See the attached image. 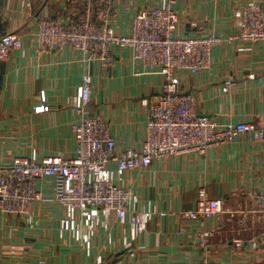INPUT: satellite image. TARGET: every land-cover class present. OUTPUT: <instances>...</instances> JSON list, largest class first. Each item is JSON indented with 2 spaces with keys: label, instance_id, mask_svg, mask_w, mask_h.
<instances>
[{
  "label": "crops",
  "instance_id": "obj_1",
  "mask_svg": "<svg viewBox=\"0 0 264 264\" xmlns=\"http://www.w3.org/2000/svg\"><path fill=\"white\" fill-rule=\"evenodd\" d=\"M29 1L31 7L25 5ZM164 0H111L113 26L126 33L134 12L144 4ZM246 0H174L180 21L176 34L225 35L234 30V11ZM42 14L63 18V0H0V34L22 33V44L0 62V161L14 155H70L75 141L70 123L77 117L69 104L80 78L89 69L92 78L88 111L102 115L116 141V152L138 148L146 132V106L160 93L163 78L147 65L135 61L129 49H112L113 64L93 62L86 66L69 47L50 52L37 49L32 31ZM39 15V16H38ZM237 42L223 41L211 50L206 69L177 71L180 88L194 95L197 111L218 123H264V42L239 51ZM225 80L234 82L226 91ZM44 91L46 111L35 113L38 94ZM111 169L115 164L110 165ZM119 185L137 196V208L156 209L145 230L123 250L128 226L115 214L100 219L86 249L70 233L62 237L58 226L63 208L51 192V180L39 182L45 199L28 215L0 213V264H188L203 256L225 264H264V226L247 221L237 231L223 216L186 219L178 213L192 209L196 190L203 186L211 197L223 199L231 209L254 210L264 192V141L240 135L229 143L208 148L201 155L191 152L153 160L145 169L123 173ZM213 234L206 251L197 245V232ZM240 239L235 247L233 240Z\"/></svg>",
  "mask_w": 264,
  "mask_h": 264
},
{
  "label": "built area",
  "instance_id": "obj_2",
  "mask_svg": "<svg viewBox=\"0 0 264 264\" xmlns=\"http://www.w3.org/2000/svg\"><path fill=\"white\" fill-rule=\"evenodd\" d=\"M63 18L42 14L35 18L32 31L36 47L50 52L69 47L77 51L86 66L99 62L113 64L112 49H129L131 57L147 65L162 76L160 93L146 103V132L138 148L126 147L116 152V141L110 133L108 121L100 114L90 113L92 78L86 69L76 93L69 104L76 112L70 123L75 148L70 155L39 156L34 149L28 154L14 155L8 162L0 161V213L28 215L32 206L45 199L39 182L51 180L52 196L63 208L58 234L70 233L84 248L91 246L95 225L115 214L119 223L128 226L123 238V250L145 230L156 209L137 208V196L119 185L123 173L147 168L153 160L170 155L199 153L203 155L214 145L229 143L240 135L254 141H264V123H218L200 114L194 95L180 88L177 71L196 73L211 63L214 46L228 41L237 42L239 51L250 50L249 44L264 42V0H246L234 11V30L225 35L189 36L176 34L180 15L173 7L174 0L161 4H144L133 14L126 33L113 26L114 10L111 0H63ZM27 8L31 7L27 1ZM39 16V15H38ZM22 44V33L9 31L0 34V62ZM234 84L225 80L226 91ZM38 113L48 109L44 91L38 94ZM115 164L111 169L110 165ZM181 217L191 220L214 216L223 224V216L232 221L237 231L245 229L247 221L264 226V192L259 194V207L254 210L231 209L223 199L211 197L203 186L196 190L192 209L181 210ZM213 230L197 232V245L206 251ZM235 247L240 239L233 240ZM95 264H102L101 256ZM188 264H225L203 256Z\"/></svg>",
  "mask_w": 264,
  "mask_h": 264
}]
</instances>
